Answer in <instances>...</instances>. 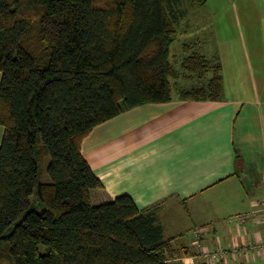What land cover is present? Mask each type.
Wrapping results in <instances>:
<instances>
[{
    "label": "trees",
    "instance_id": "trees-1",
    "mask_svg": "<svg viewBox=\"0 0 264 264\" xmlns=\"http://www.w3.org/2000/svg\"><path fill=\"white\" fill-rule=\"evenodd\" d=\"M184 2L0 0V264L181 261L153 206L140 209L127 194L91 202L102 183L81 142L127 109L173 98L170 48ZM210 61L184 57L197 84L180 87L181 98L221 97L219 66L201 82ZM46 155L50 180L41 182Z\"/></svg>",
    "mask_w": 264,
    "mask_h": 264
},
{
    "label": "crops",
    "instance_id": "crops-1",
    "mask_svg": "<svg viewBox=\"0 0 264 264\" xmlns=\"http://www.w3.org/2000/svg\"><path fill=\"white\" fill-rule=\"evenodd\" d=\"M222 12L226 52L236 41L245 54L260 49L252 54L259 59L252 80L256 85L246 95L227 92L215 100H197L178 92L170 101L119 113L94 126L81 142L83 157L102 183L91 189V202L127 194L140 209L153 206L174 255L194 251L196 227L203 229L207 249L264 239L260 213L242 222L234 219L258 208L262 193L264 0H228ZM3 132L0 125V144ZM179 263L204 264L189 257ZM220 264H264V254H239Z\"/></svg>",
    "mask_w": 264,
    "mask_h": 264
},
{
    "label": "rangeland",
    "instance_id": "rangeland-1",
    "mask_svg": "<svg viewBox=\"0 0 264 264\" xmlns=\"http://www.w3.org/2000/svg\"><path fill=\"white\" fill-rule=\"evenodd\" d=\"M228 4V0H207L202 6L192 4L190 0H185L183 4V10L186 13L179 26L177 27V33L170 48V59L177 72V76L170 78L175 86L172 88L173 96H175L180 87L181 89L190 88L197 84L193 82L189 72L182 67V62L186 55H193L194 53L203 54L210 61V68L205 71L204 75H201L202 85L208 82V76L206 74L213 73L214 69L219 66L218 73L222 75L220 95L225 96L229 92L232 97H240L246 95L249 92L252 85V80L255 76L256 62L259 64L258 57H253L252 54H258L260 49L255 52L249 49V52H242L240 46L236 41L235 48L231 52H226L225 44L223 42V30L227 24H224V16L222 10L224 6ZM199 13V14H196ZM254 17L257 15L254 14ZM196 17V18H195ZM235 26L238 27V20L233 21ZM264 31V24L261 26ZM220 31L221 35L214 34L213 31ZM185 45V46H184ZM189 46L190 49L184 48ZM227 54V57H226ZM261 59L264 61V45L261 52ZM264 71V66L259 68ZM185 76V77H184ZM1 77V74H0ZM245 80L243 82L242 80ZM234 80V81H233ZM224 81V82H223ZM255 100V99H254ZM2 127V126H1ZM50 156L46 155L44 159L38 161L39 164V180L41 182H47L50 180L47 172V164L49 163ZM34 195L30 199H34ZM189 238V236H187ZM184 242L183 239L178 243ZM44 246L42 247V251ZM181 254H184L182 252ZM187 257L195 260H202L197 257L192 251L184 255H179V260H185Z\"/></svg>",
    "mask_w": 264,
    "mask_h": 264
},
{
    "label": "built area",
    "instance_id": "built-area-1",
    "mask_svg": "<svg viewBox=\"0 0 264 264\" xmlns=\"http://www.w3.org/2000/svg\"><path fill=\"white\" fill-rule=\"evenodd\" d=\"M261 214V220L264 223V175L262 178V193L259 200V207L248 214H239L234 219L242 222L249 216ZM203 229L196 227L192 230L194 253L202 260L204 264L226 263L228 260L235 258L237 255L264 254V239L244 242L229 248L218 246L217 248L207 249L202 243Z\"/></svg>",
    "mask_w": 264,
    "mask_h": 264
}]
</instances>
